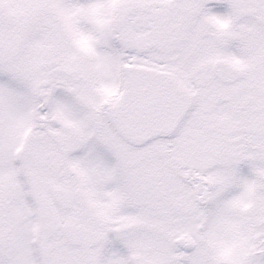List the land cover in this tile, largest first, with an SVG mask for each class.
<instances>
[{"label": "snow or ice", "instance_id": "6c2138e0", "mask_svg": "<svg viewBox=\"0 0 264 264\" xmlns=\"http://www.w3.org/2000/svg\"><path fill=\"white\" fill-rule=\"evenodd\" d=\"M0 264H264V0H0Z\"/></svg>", "mask_w": 264, "mask_h": 264}]
</instances>
